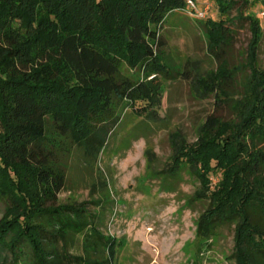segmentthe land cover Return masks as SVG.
I'll use <instances>...</instances> for the list:
<instances>
[{"label": "trees", "instance_id": "obj_1", "mask_svg": "<svg viewBox=\"0 0 264 264\" xmlns=\"http://www.w3.org/2000/svg\"><path fill=\"white\" fill-rule=\"evenodd\" d=\"M214 3L217 15L208 12L203 23L209 49L222 58L235 21L246 20L250 72L237 99L229 95L232 70L223 59L204 78L209 93L231 101L234 117L209 114L194 142L173 140L167 171L172 179L188 168L199 182L193 198L208 201L196 222L198 250L230 228L232 264H264V67L258 63L264 24L250 11L254 0ZM185 5L0 0V264H113L120 242L103 231L104 199L58 203L66 184L64 158L75 147L84 162H95L123 102H143L151 118L162 95L157 76L170 75L160 27ZM179 74L188 76L186 70Z\"/></svg>", "mask_w": 264, "mask_h": 264}, {"label": "rangeland", "instance_id": "obj_2", "mask_svg": "<svg viewBox=\"0 0 264 264\" xmlns=\"http://www.w3.org/2000/svg\"><path fill=\"white\" fill-rule=\"evenodd\" d=\"M196 1L199 5L210 4L209 13L217 15L214 0ZM263 6L264 0H254L250 8L260 21ZM230 14L235 15L236 8ZM204 20L184 10H174L163 21L160 50L170 75L157 76L162 95L151 118L143 110V102L137 101L134 106L123 102L119 123L95 162H84L75 147L64 158L66 184L58 194V203L104 199L103 231L120 242L114 249L113 264L233 263L230 228L221 230L209 246L198 250L196 222L208 201L193 198L199 188L197 177L185 167L172 179L167 171L172 164L173 140L194 142L199 126L209 114L223 119L234 117L231 101L220 100L222 95L218 92L209 93L207 86L211 82L205 84L208 80L204 78L217 71L223 59L232 70L229 95L237 99L250 72L248 22L235 21L233 41L218 59L208 47ZM258 63L264 67V35ZM182 70L187 71L188 78L179 74ZM147 150L151 152L148 155ZM163 177H167L166 182ZM217 178L210 176L211 186ZM3 211L0 201V218Z\"/></svg>", "mask_w": 264, "mask_h": 264}, {"label": "built area", "instance_id": "obj_3", "mask_svg": "<svg viewBox=\"0 0 264 264\" xmlns=\"http://www.w3.org/2000/svg\"><path fill=\"white\" fill-rule=\"evenodd\" d=\"M210 4L206 3L203 7H199L195 0H186V5L182 10L192 14L196 18H205L210 9ZM260 16L264 24V6L260 10Z\"/></svg>", "mask_w": 264, "mask_h": 264}]
</instances>
